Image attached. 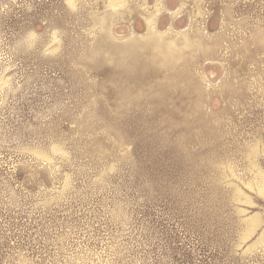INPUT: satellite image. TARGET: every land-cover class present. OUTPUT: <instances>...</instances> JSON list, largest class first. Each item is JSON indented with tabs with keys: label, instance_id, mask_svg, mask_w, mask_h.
<instances>
[{
	"label": "rangeland",
	"instance_id": "1",
	"mask_svg": "<svg viewBox=\"0 0 264 264\" xmlns=\"http://www.w3.org/2000/svg\"><path fill=\"white\" fill-rule=\"evenodd\" d=\"M0 264H264V0H0Z\"/></svg>",
	"mask_w": 264,
	"mask_h": 264
}]
</instances>
